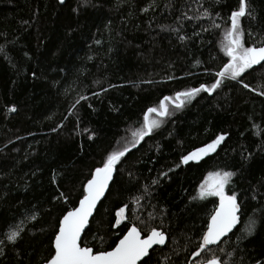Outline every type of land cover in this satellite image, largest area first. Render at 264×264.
<instances>
[{"label": "trees", "instance_id": "obj_1", "mask_svg": "<svg viewBox=\"0 0 264 264\" xmlns=\"http://www.w3.org/2000/svg\"><path fill=\"white\" fill-rule=\"evenodd\" d=\"M246 3L245 46H259L264 0ZM238 6L0 0V264H44L62 214L78 205L95 168L125 147L82 246L111 250L135 225L143 235L156 228L167 237L150 252V264H264V67L242 74L248 88L224 80L179 109L168 103V116H150L160 126L132 146L148 108L219 78L229 59L224 33ZM220 135L214 152L182 162ZM216 171L234 173L225 192L237 196L239 224L194 257L219 204L201 198L199 188ZM121 208L125 218L116 225ZM13 230L20 231L15 243L7 240Z\"/></svg>", "mask_w": 264, "mask_h": 264}, {"label": "snow or ice", "instance_id": "obj_2", "mask_svg": "<svg viewBox=\"0 0 264 264\" xmlns=\"http://www.w3.org/2000/svg\"><path fill=\"white\" fill-rule=\"evenodd\" d=\"M59 2L63 4L65 0H59ZM246 9V0H239L238 10L231 12V26L225 31L222 41V50L229 59L222 69L216 73L219 78L215 80L211 87L201 85L199 88L178 92L175 100L170 97H164L158 108H148L143 117L142 127L133 133L135 138L133 147H135V143L150 135L162 123L161 120L150 119L151 114L154 113L158 117L169 115L168 103H173L175 108L179 109L184 106L186 101H190L201 91L211 94L221 87L224 80L243 83L239 78L246 70L253 68L254 65L264 67V63H262L264 62V41L260 42L259 46H245L240 19L246 14L251 15L250 12H246ZM216 26L219 27V25ZM179 39L183 40L184 37L180 36ZM243 87L248 88L249 86L243 83ZM261 95H264V92ZM81 99H84V97H81ZM15 110L14 107L11 109V111ZM223 140V135L218 136L212 143L183 156L182 162L187 164L190 160L199 161L210 152H214ZM128 151L127 147L123 150L113 151L102 162V166L95 168L91 178L83 185L82 198L79 199L78 206H74L71 210H66L58 221V230L54 234L53 241L54 254H51L45 260V264H139L142 260L143 264H150L151 256L149 250L153 245L165 244L166 236L162 231L152 228L150 233L142 238L141 229L133 225L127 229L123 238L119 239V242L111 250L94 252L92 247L81 245L82 234L89 225V219L93 216L97 202L104 195L109 182L113 179L116 165ZM233 175L234 173L230 171L210 172L205 182L201 185L200 197H218L219 206L211 215L207 224V231L203 233L202 241L198 245L200 251L193 253L194 256H200L201 252L209 245L220 242L221 238L227 235L238 221L239 205L237 196L235 194L228 195L225 192V187L229 184ZM153 183H156V181H153ZM124 211L125 209L121 208L116 213V225L121 223L120 218ZM32 219H36V216L33 215ZM249 231L251 232V228ZM19 236L20 231L13 230L7 234V240L15 243ZM145 257L148 259H144ZM206 264H221V261L212 258L208 259Z\"/></svg>", "mask_w": 264, "mask_h": 264}, {"label": "water", "instance_id": "obj_3", "mask_svg": "<svg viewBox=\"0 0 264 264\" xmlns=\"http://www.w3.org/2000/svg\"><path fill=\"white\" fill-rule=\"evenodd\" d=\"M59 1V0H58ZM66 1L67 0H65V2L63 3V4H65L66 3ZM60 3V2H59ZM61 4V3H60ZM262 63H264V62H262ZM257 66H259V65H254L253 67H257ZM114 176H115V171H114V173H113V179L109 182V186H108V188L106 189V191H105V193H104V195L101 197V199L97 202V205H96V208L94 209V212H93V216L92 217H90V219H89V225L85 228V231H84V233L82 234V238H81V242H82V239H83V237H84V234H85V232L87 231V229L89 228V226H90V222H91V220H92V218L94 217V215H95V213H96V211H97V209H98V207H99V205L103 202V200L105 199V197L107 196V194H108V191H109V189H110V187H111V185H112V183H113V181H114ZM78 206V205H77ZM218 206H219V204H218ZM217 206V207H218ZM239 213H240V211H238V213H237V216H238V221H237V223H236V225L233 227V229L229 232V233H227V235H225L224 237H222L221 238V240H220V242H218L217 244H213V245H209L208 247H211V246H216V245H219L223 240H225L226 238H228L231 234H233L234 233V231L237 229V227H238V224H239ZM159 231V230H158ZM166 236V235H165ZM144 236H143V234H142V238H143ZM146 237V236H145ZM123 238V237H122ZM121 238V239H122ZM119 242V241H118ZM167 243V237H166V240H165V244ZM164 244V245H165ZM82 245V244H81ZM164 245H153V247L149 250V253L154 249V248H156V247H160V246H164ZM146 258V257H145ZM144 258V259H145ZM143 261V260H142ZM140 263V262H139ZM45 264V263H44ZM203 264H206V263H203Z\"/></svg>", "mask_w": 264, "mask_h": 264}, {"label": "rangeland", "instance_id": "obj_4", "mask_svg": "<svg viewBox=\"0 0 264 264\" xmlns=\"http://www.w3.org/2000/svg\"><path fill=\"white\" fill-rule=\"evenodd\" d=\"M207 177H208V175L206 176V178H205V180L207 179ZM205 180L203 181V183L205 182ZM202 183V184H203ZM201 184V185H202ZM200 190H201V186H200V188H199V193H200ZM217 199L219 200V198L217 197ZM124 218H125V211H124V213H123V215H122V217L120 218L121 219V223L124 221ZM194 257H198V256H194ZM196 263H203V259L202 258H199V261H196Z\"/></svg>", "mask_w": 264, "mask_h": 264}, {"label": "flooded vegetation", "instance_id": "obj_5", "mask_svg": "<svg viewBox=\"0 0 264 264\" xmlns=\"http://www.w3.org/2000/svg\"><path fill=\"white\" fill-rule=\"evenodd\" d=\"M143 236L145 237V236H147V235H143ZM160 247H162V246H160ZM146 258H147V257H146ZM141 262H142V261H141ZM141 262H140V263H141ZM140 263H139V264H140ZM205 263H206V262H205ZM196 264H198V263H196ZM199 264H203V263H199Z\"/></svg>", "mask_w": 264, "mask_h": 264}]
</instances>
